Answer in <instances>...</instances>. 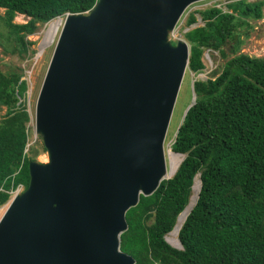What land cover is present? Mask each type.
Segmentation results:
<instances>
[{
  "label": "water",
  "instance_id": "obj_1",
  "mask_svg": "<svg viewBox=\"0 0 264 264\" xmlns=\"http://www.w3.org/2000/svg\"><path fill=\"white\" fill-rule=\"evenodd\" d=\"M194 1L97 0L65 14L34 106L47 161L29 160L0 216V264L134 263L120 233L139 195L173 175L164 140L189 46L168 34Z\"/></svg>",
  "mask_w": 264,
  "mask_h": 264
},
{
  "label": "trees",
  "instance_id": "obj_2",
  "mask_svg": "<svg viewBox=\"0 0 264 264\" xmlns=\"http://www.w3.org/2000/svg\"><path fill=\"white\" fill-rule=\"evenodd\" d=\"M96 0H0V22L6 37L25 49V35L36 23L67 12H84ZM230 11L209 7L197 11L203 24L184 32L190 45L188 67L204 68L205 48L217 49L236 36L238 26L263 17L264 0H236ZM19 12L25 22H14ZM196 21L193 13L186 24ZM173 42V41H172ZM242 40L232 42L235 53L216 77L196 80L195 101L177 127L170 147L183 154L170 178L148 195H139L125 212L127 227L119 248L133 264H264V55L240 52ZM21 71L0 70V204L9 191L28 183L29 112L24 104L26 82ZM44 149V147H43ZM45 150V149H44ZM196 175V202L178 230L181 248L165 240L177 215L188 203Z\"/></svg>",
  "mask_w": 264,
  "mask_h": 264
},
{
  "label": "rangeland",
  "instance_id": "obj_3",
  "mask_svg": "<svg viewBox=\"0 0 264 264\" xmlns=\"http://www.w3.org/2000/svg\"><path fill=\"white\" fill-rule=\"evenodd\" d=\"M226 1L228 0H199L192 2L185 8L174 29L169 32V38L172 41H175L179 38L186 40L184 37V32L195 25L203 23L197 11L202 10L206 7H210L212 5H216L218 3H224ZM3 13L4 8L0 7V15H3ZM190 13H193L195 15L196 21L187 25L185 21ZM27 19L28 16L19 12H17L13 17L14 22H25ZM54 19L55 17L51 18L48 21ZM249 21L252 24L253 28H246L244 25L238 26L235 28L237 32L235 33L236 36L233 38L242 40L239 50L240 52L254 56H263L264 9L263 17L261 19H250ZM44 26L45 23L37 22L34 32L24 36L25 40L28 42L26 48L23 50L19 45L15 47V43L13 44L12 40L7 39L5 27L0 22V70L7 71L12 67L16 68L22 73L20 79H23L26 82V90L23 99L26 110L29 112V120L26 123L29 133V141L27 146H33L31 154L34 155L33 160L38 162H45L47 160V155L46 150L43 149L41 136L39 134H36L34 131V106L42 82V78L44 76L54 46V44L50 42L49 44L41 47V42L44 38L45 30L47 29L48 24L46 27ZM236 39L227 40V42L222 45V49H224L225 55L221 54V52L217 51V49H205L201 57L204 63V68L200 72L194 74L193 71L189 70L188 68L186 69L174 103L168 130L164 140L165 159L167 165L169 164V156L167 154L168 148L173 141L177 127L182 121L184 110L190 103L192 98L191 84L193 79L205 80L207 78H213L218 75L223 63L235 54L232 49V42ZM4 112V105H0V118L2 117ZM181 158L182 155L180 156V159ZM15 191L16 189L12 191L10 197H12ZM191 193L192 189L190 195ZM190 195L188 197V201ZM10 197H8V199L4 203L0 204V216L7 206ZM164 236L170 242L167 237L168 233H166Z\"/></svg>",
  "mask_w": 264,
  "mask_h": 264
},
{
  "label": "bare ground",
  "instance_id": "obj_4",
  "mask_svg": "<svg viewBox=\"0 0 264 264\" xmlns=\"http://www.w3.org/2000/svg\"><path fill=\"white\" fill-rule=\"evenodd\" d=\"M17 17V16H16ZM60 19L59 18H55L54 20L48 21V27L45 30V35L44 38L41 42V47L49 44L50 42H52L53 36L57 31L58 25H59ZM168 156H169V164H166V159H165V164H166V176H170L173 174L174 170L176 169L179 161H180V154L175 153L174 151H172V149L169 147L168 148ZM47 161V160H46ZM200 187V181H199V177L196 176L194 179V182L192 184V193L190 195L189 201L187 203V205L184 207V209L182 210V212H180V214L178 215L177 218V222L175 224V227L168 232V239L170 240V242L174 245L178 244V238H177V231L179 226L181 225L182 222H184V218L186 217V215L188 214V212L190 211V209L192 208V206L194 205V203L196 202L197 196H198V190Z\"/></svg>",
  "mask_w": 264,
  "mask_h": 264
},
{
  "label": "clouds",
  "instance_id": "obj_5",
  "mask_svg": "<svg viewBox=\"0 0 264 264\" xmlns=\"http://www.w3.org/2000/svg\"><path fill=\"white\" fill-rule=\"evenodd\" d=\"M97 1V0H96ZM95 1V2H96ZM199 1V0H198ZM233 1H236V0H228V1H226V2H224V3H218V4H216V5H212V6H210V7H216V8H219V9H221L222 11H230V8L228 7V4L230 3V2H233ZM247 1H254V0H247ZM195 2V1H194ZM191 4V3H190ZM94 5V4H93ZM92 8V7H91ZM90 8V9H91ZM206 8H209V7H206ZM90 9H88V10H86V11H84V12H88ZM205 9V8H204ZM67 13H69V12H67ZM76 13H78V12H76ZM66 14V13H65ZM65 14H61V15H57V16H55V18L57 17V18H59V19H61L62 20V22H63V18H64V16H65ZM182 15V14H181ZM180 18V17H179ZM201 19V18H200ZM179 20V19H178ZM202 21V20H201ZM178 22V21H177ZM177 22H176V24H177ZM176 24H175V26H176ZM203 24V23H202ZM61 25H62V23H61ZM61 25L59 26L58 25V28H57V31H56V33L54 34V36H53V39H52V42L51 43H55V40H56V37H57V35H58V32H59V30H60V27H61ZM198 25H201V24H198ZM47 26V21L45 22V26L44 27H46ZM174 26V27H175ZM195 26H197V25H195ZM194 27V26H193ZM174 29V28H173ZM187 31V30H186ZM179 39H181V38H179ZM177 40V39H176ZM176 40L175 41H173L172 42V40L170 39V41H171V43H175L176 42ZM182 40H184V39H182ZM184 41H186V43H187V45L189 46V55H190V45H189V42L187 41V40H184ZM205 49H207V48H205ZM209 49H211V48H209ZM214 50V49H213ZM188 62H189V59H188ZM189 69V70H191L189 67H188V65H187V67H186V69ZM186 69H185V71H186ZM192 71V70H191ZM201 71V70H200ZM200 71H198V72H200ZM198 72H194L193 71V73L194 74H196V73H198ZM185 73V72H184ZM184 76V75H183ZM216 77V76H215ZM214 78V77H213ZM212 78V79H213ZM183 79V78H182ZM208 79V78H207ZM197 80H200V79H197ZM206 80V79H205ZM196 80H194L193 79V81H192V84H191V92H192V95H193V93L195 94V92H194V90H193V84H194V82H195ZM182 82V81H181ZM195 97H196V95H195ZM191 100H192V98H191ZM194 101H195V98H194ZM191 102V101H190ZM190 104V103H189ZM194 104V103H193ZM187 107V106H186ZM186 109V108H185ZM185 111V110H184ZM186 114V113H185ZM183 117V116H182ZM183 119V118H182ZM175 134H176V132H175ZM175 137V136H174ZM173 140H174V138H173ZM173 142V141H172ZM171 142V143H172ZM171 148V147H170ZM45 149V148H44ZM173 151V150H172ZM175 152V151H174ZM179 153V152H178ZM180 155H182V158H183V154H181L180 153ZM178 167V166H177ZM200 180V179H199ZM19 188V189H18ZM14 189H17V191H15L14 193H13V195L16 193V192H18V191H22L23 189H24V187H23V185L22 184H19V185H17ZM14 189H11L10 191H9V197H10V194L12 193V191L14 190ZM12 195V196H13ZM11 198V197H10ZM10 200V199H9ZM171 231V230H170ZM177 238H178V234H177ZM175 247V246H174ZM177 248V247H176Z\"/></svg>",
  "mask_w": 264,
  "mask_h": 264
},
{
  "label": "built area",
  "instance_id": "obj_6",
  "mask_svg": "<svg viewBox=\"0 0 264 264\" xmlns=\"http://www.w3.org/2000/svg\"><path fill=\"white\" fill-rule=\"evenodd\" d=\"M61 23H62V20L60 19L59 26L61 25ZM18 189H19V188H18ZM16 191H17V189H16Z\"/></svg>",
  "mask_w": 264,
  "mask_h": 264
}]
</instances>
